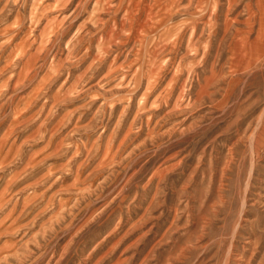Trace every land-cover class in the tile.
Wrapping results in <instances>:
<instances>
[{"label": "rangeland", "instance_id": "rangeland-1", "mask_svg": "<svg viewBox=\"0 0 264 264\" xmlns=\"http://www.w3.org/2000/svg\"><path fill=\"white\" fill-rule=\"evenodd\" d=\"M0 264H264V0H0Z\"/></svg>", "mask_w": 264, "mask_h": 264}]
</instances>
